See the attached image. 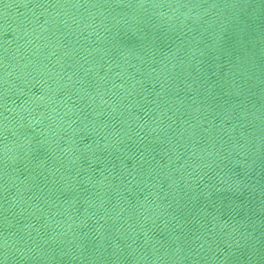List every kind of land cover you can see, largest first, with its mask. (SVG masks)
I'll return each instance as SVG.
<instances>
[{
	"label": "water",
	"instance_id": "1",
	"mask_svg": "<svg viewBox=\"0 0 264 264\" xmlns=\"http://www.w3.org/2000/svg\"><path fill=\"white\" fill-rule=\"evenodd\" d=\"M0 264H264V0H0Z\"/></svg>",
	"mask_w": 264,
	"mask_h": 264
}]
</instances>
